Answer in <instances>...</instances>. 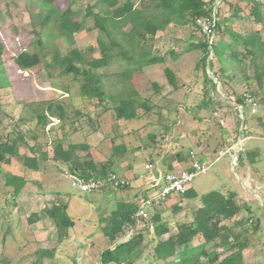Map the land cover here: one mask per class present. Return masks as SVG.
<instances>
[{
	"label": "rangeland",
	"instance_id": "1",
	"mask_svg": "<svg viewBox=\"0 0 264 264\" xmlns=\"http://www.w3.org/2000/svg\"><path fill=\"white\" fill-rule=\"evenodd\" d=\"M149 1L143 0V4L149 7ZM204 1L213 2L214 11L219 7L222 18L232 16L225 24L231 30L243 35L255 33L264 42V0ZM44 3L45 0H0V40L4 46L1 56L8 79L0 83V143L12 149L5 157L7 161L0 163V264H113L104 263V252L126 242L148 221L124 223L112 241L102 231L107 223H102L101 218H109L121 200L133 202L143 194L146 181L139 175L146 174V162L184 165L191 152L203 161H212L191 183L196 196L176 195L161 200L151 207L149 219L158 212L162 221L169 222L170 232H176L177 224L194 219L202 206V195L211 190L231 194L239 210L221 221L230 230L206 245L207 252L217 254V261L200 257L199 263L216 264L240 252L242 264H264V139L253 135L243 145L239 141L240 136L252 133L249 127L264 130V49L257 50L258 57L252 60L245 47L238 44L239 60L229 62L223 74L214 56L213 65L209 66L207 60L203 65L201 49L189 47L206 39L195 23H169L140 41L144 51L164 57L163 62L143 65L129 76L123 69L130 66L115 56L94 69L103 82L104 98L88 99L79 92V79L61 74L62 59L73 50H79L86 59L99 56V31L94 25L95 17L87 14V9L97 13L111 8L96 0H74L72 6L78 14L73 20L81 26L66 33L52 20L42 24L47 12ZM50 4L64 9L67 2L55 0ZM254 5L261 12L260 23L251 15ZM122 28L129 30L130 23ZM91 46L92 54L87 53ZM19 51L39 52L41 63L27 72L16 68L10 57ZM83 66L89 68L87 64ZM165 68L172 72L174 84L169 82ZM204 70L210 79L214 76L218 80L215 89L206 83ZM247 92L257 99V111L252 114L245 108L242 119L232 98ZM54 98L65 104L66 118L60 121L48 116L42 128L36 124L34 112L41 109L44 101ZM122 99L133 100L137 106L135 118L115 116L113 108ZM143 102L146 107H141ZM242 120L245 126L241 131ZM57 143L63 150L71 144L84 145L74 150L73 160H90L97 168L106 166V171L119 174L131 184L124 189L107 185L95 192L83 191L77 186V169L54 156ZM234 154L242 158L233 166ZM252 159L260 174L258 181L245 173ZM5 173L26 180L10 215L3 208L5 199L13 197L12 189L5 184ZM59 201L67 204L74 223L68 229V239L62 241L45 213ZM32 214H37L33 221ZM143 233L141 253L134 264H161L152 261V232ZM45 249L55 252L41 257L39 253Z\"/></svg>",
	"mask_w": 264,
	"mask_h": 264
},
{
	"label": "trees",
	"instance_id": "2",
	"mask_svg": "<svg viewBox=\"0 0 264 264\" xmlns=\"http://www.w3.org/2000/svg\"><path fill=\"white\" fill-rule=\"evenodd\" d=\"M54 1L45 0L46 3H44V6L47 8V12L42 24L46 25L52 20L66 33L78 29L81 24L77 20H73L78 14V10H75L72 6L74 0H66L67 4L64 9L50 4ZM96 1L99 4L105 5V7L111 8V10H102L97 13H93L90 9H87V14H93L95 17L94 25L99 31L96 40L99 56L86 59L79 50H73L62 59L63 68L61 69L62 75H71L73 79L80 80L79 92L83 97L88 99L95 98L101 100L104 98L103 82L100 75L94 69L105 65L115 56L126 61L130 66L129 68L126 65L123 69V73L129 76L134 69H139L143 65L163 62L164 57L150 56L149 51H144L140 41L145 40L148 37L147 35L154 36L158 30H162L169 23L178 25L193 24L195 23V19L201 16H206L213 20V42L209 44L206 38L205 40L197 42V44H190L189 47L201 49L202 56L200 61L203 65H205L208 54L211 51L220 65V73L223 74L229 62L239 60V53L236 50L238 44H242L245 47L246 52L251 56L252 60L258 57L257 50L262 51L264 49V42L259 35L255 33L243 35L231 30L229 26L225 25L232 16L222 18L219 7H216L214 13L213 2L207 3L204 0H150V6L148 7L143 4V0H138V3H136V0ZM222 2L227 3L228 0H222ZM251 10V15L254 16V20L260 23L262 17L258 6L254 5ZM232 15L234 16V14ZM126 23H130V29L124 31L122 27ZM3 49V42L0 40L1 84L8 81L3 64L4 58L1 56ZM114 49H117L115 53L113 52ZM137 50L139 51L135 56ZM93 51L94 48L92 46L87 49V53L92 54ZM10 58L16 68L25 72L41 63L40 54L36 51H19ZM83 64H87L89 68H86ZM208 65L211 66L213 63L210 61ZM164 72L169 82L174 84L172 72L168 68H165ZM218 76L220 78V75L217 73ZM257 77L260 79L261 75ZM204 79L206 83H209L215 89V83L210 79L205 70ZM241 99L242 95L235 100L241 101ZM142 106L146 107L145 102L141 103ZM113 110L117 118L131 119L137 115V106L134 105L132 99L120 100ZM48 116H56L60 121H63L66 118L65 104L58 98L44 101L41 109L35 110L34 112L36 124L45 128L48 122ZM244 124L243 128L245 126ZM9 147L5 143H0V163L7 161L5 157L6 155H10L12 151ZM84 147V145L71 144L69 149L63 150L57 143L54 149V156L72 163V169H77L78 171L77 176L85 178L105 177L107 172H109L106 171V166L97 168L90 160L84 162L77 159L73 160L74 150ZM177 156L179 159H182L181 154H177ZM239 158L242 157L238 156ZM167 168H170V165ZM0 173H2L1 166ZM4 177L6 186H10L13 194V197L5 199L3 206L5 210L8 209L7 214L10 215L12 208L16 204L15 197L22 192L26 180L21 176L11 173H5ZM188 190L181 195L187 196L188 198L196 196L190 193V191L188 192ZM201 202L202 206L197 209L194 219L191 222L177 224L176 232H170L168 227L169 222L162 221L159 213L155 212L143 229L138 231L126 242L117 244L114 249H107L103 255L104 263L134 264V261L141 253L139 246L144 239L143 232H152L150 241L155 242L151 255L154 259L152 261L154 262L158 261L161 264H200L199 258L207 257L210 262L215 263L217 261V254L207 252L206 245L216 238L224 237L230 228L222 225L221 221L223 218L233 217L238 212L239 207L233 200L231 194L225 196L217 190H211L202 195ZM66 208L67 204L59 201L53 202L45 209L46 215L54 222L61 236V241L68 239V229L74 224ZM135 210L136 205L134 201L125 202L121 200V203L109 218H101L102 223H107L105 226H102L104 234L110 240H115L117 233L122 230L123 224L134 221ZM31 217L30 220L33 221L36 219L37 214H32ZM150 224L153 226L152 229H149ZM201 238L202 242H198ZM54 252V249H45L41 250L39 255L41 257L45 255L50 256ZM235 258L239 260L236 261ZM240 259V252H236L216 264H242Z\"/></svg>",
	"mask_w": 264,
	"mask_h": 264
},
{
	"label": "built area",
	"instance_id": "3",
	"mask_svg": "<svg viewBox=\"0 0 264 264\" xmlns=\"http://www.w3.org/2000/svg\"><path fill=\"white\" fill-rule=\"evenodd\" d=\"M195 24L200 31L206 36L208 43L211 44L214 40L213 20L209 17L201 16L195 19ZM213 55L210 51L208 54V63L212 60ZM213 82L216 86L219 85L218 80L213 76ZM232 104L236 110L238 117L244 118L243 113L245 108H249L252 114L257 111V99L251 93H244L241 101H236L232 98ZM239 141L243 145L244 137L240 136ZM223 152H220L222 155ZM239 154L232 155L231 163L234 166L237 163ZM188 163L185 167L163 168L156 162H146L144 164L145 175H139L140 178L146 181L143 184V194L137 196L135 202L136 210L134 217L137 221L149 220V209L159 201L166 199L172 195H181L190 187L195 177L208 169V161H203L195 153L187 154ZM77 186L89 193L101 190L103 187L110 185L112 188H127L131 182L128 179L121 177L119 174L109 171L105 177H77ZM149 188V189H148ZM148 191L152 193L148 194ZM152 224L149 229H152Z\"/></svg>",
	"mask_w": 264,
	"mask_h": 264
},
{
	"label": "crops",
	"instance_id": "4",
	"mask_svg": "<svg viewBox=\"0 0 264 264\" xmlns=\"http://www.w3.org/2000/svg\"><path fill=\"white\" fill-rule=\"evenodd\" d=\"M249 130L252 132V133H249L247 134V136H243L244 137V140L246 138H251L253 135L256 136V137H259L260 139H264V130H259L257 129L256 127H249ZM244 143V142H243ZM254 155L259 156L257 155L256 153H253ZM252 155V154H251ZM206 158V157H205ZM202 159V158H201ZM206 161L210 162L212 164V161L209 159V158H206L205 159ZM183 162V161H182ZM187 161H185V164L183 165L181 162H171L170 163V168L172 167H185L187 165ZM250 164L251 166H247V169H245V173H247L248 177L251 179V180H255L258 181L259 180V173L256 172L257 170H255L257 167H256V161L255 159H252L250 160ZM169 164L165 165V166H162L164 169L168 167ZM190 191V193L194 194L192 188L190 187V189L188 190V192ZM172 196H176V195H172ZM170 196V197H172Z\"/></svg>",
	"mask_w": 264,
	"mask_h": 264
},
{
	"label": "water",
	"instance_id": "5",
	"mask_svg": "<svg viewBox=\"0 0 264 264\" xmlns=\"http://www.w3.org/2000/svg\"><path fill=\"white\" fill-rule=\"evenodd\" d=\"M214 13H215V11H214ZM214 16H215V14H214ZM243 124H244V120H242L241 131H242V129H243Z\"/></svg>",
	"mask_w": 264,
	"mask_h": 264
},
{
	"label": "bare ground",
	"instance_id": "6",
	"mask_svg": "<svg viewBox=\"0 0 264 264\" xmlns=\"http://www.w3.org/2000/svg\"><path fill=\"white\" fill-rule=\"evenodd\" d=\"M238 150V149H237Z\"/></svg>",
	"mask_w": 264,
	"mask_h": 264
}]
</instances>
